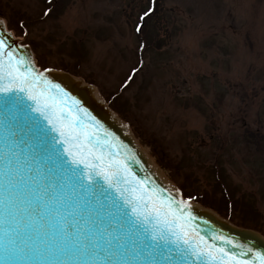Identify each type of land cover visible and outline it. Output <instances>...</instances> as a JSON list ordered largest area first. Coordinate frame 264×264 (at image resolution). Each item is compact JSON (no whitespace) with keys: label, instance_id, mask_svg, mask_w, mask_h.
Here are the masks:
<instances>
[{"label":"rangeland","instance_id":"374dc122","mask_svg":"<svg viewBox=\"0 0 264 264\" xmlns=\"http://www.w3.org/2000/svg\"><path fill=\"white\" fill-rule=\"evenodd\" d=\"M0 16L41 67L96 83L185 194L264 234V0H0Z\"/></svg>","mask_w":264,"mask_h":264},{"label":"snow or ice","instance_id":"6c2138e0","mask_svg":"<svg viewBox=\"0 0 264 264\" xmlns=\"http://www.w3.org/2000/svg\"><path fill=\"white\" fill-rule=\"evenodd\" d=\"M148 14L144 13L145 16ZM25 47L13 39L12 33L0 20V93L4 94L0 97V105L6 111L15 109L12 112L13 123L18 125L23 122L29 132H33L30 139L38 141L39 151L47 161L44 168L48 175L43 176V181L28 175L32 169L27 166L21 169L19 156L13 151L16 141L6 145L3 167H0V189L3 190L0 193V253L3 256L0 264H97L99 252L102 251L99 243L101 237H96L91 249L86 241L82 247L79 246V234L69 242L68 225L59 209L51 212L50 218L44 220L42 225L38 224V217L44 219L38 210H47L59 203L61 198L55 195L57 187L67 188L72 193L77 188H87L91 192L98 185L103 187V183L116 188L125 198V203L131 206L134 216L142 217L145 223L155 216L152 222L159 226V231L154 229L153 239H163V229L176 227L177 221L185 220V215L187 220H191V213L185 212L192 207L191 202L182 198L173 199V193L179 197V189L173 188L166 199L163 195H155V192L165 190L148 187L150 182L137 177L127 159H120L115 153H110L106 158L103 150H97L99 141H93L95 132H88L71 109H68V115H64V109L56 107L55 101L46 98L43 92L34 94L35 82L43 73L34 71L33 59L19 55L20 49ZM20 92L26 93L34 101V107L23 104ZM32 111L44 115L51 129L41 127L37 119L30 116ZM92 119L95 120L94 117ZM53 133H58L62 147H55L57 136ZM49 180L51 182L45 186L44 182ZM121 182L128 186L127 193L121 188ZM86 203L80 201L74 206L81 208ZM49 229L54 235L49 236ZM172 238H183L182 264H189V260L193 264L202 260L206 264H249V261L241 259L243 253L238 255L223 246L208 243L203 237L192 244L194 237L188 236L183 225L172 233ZM106 243L109 248L119 247L121 241L118 240L115 246L111 241ZM111 256L109 253L100 264H134L127 259L113 260ZM261 261L264 264V255H261ZM150 264L156 262L153 260Z\"/></svg>","mask_w":264,"mask_h":264},{"label":"water","instance_id":"95a60500","mask_svg":"<svg viewBox=\"0 0 264 264\" xmlns=\"http://www.w3.org/2000/svg\"><path fill=\"white\" fill-rule=\"evenodd\" d=\"M0 20L3 19L0 18ZM12 37L18 44H21L13 34ZM22 45L27 47L20 49L19 55L35 61L29 45ZM33 69L43 73L35 82L34 94L43 92L46 98L55 101L56 107L64 109V115H68V109H71L88 132H95L93 141H99L96 145L97 150H103L106 158L110 153H115L120 159H127L132 172L137 177L150 182L148 187L153 190H165L155 192L157 196L163 195L166 199L168 193L172 192L173 188H177L163 176L158 166L140 147L128 124L105 105L95 86L61 70H40L36 64ZM3 95L0 93V97ZM19 96L24 105L34 107V101L29 99L26 93L20 92ZM12 112H15V109L6 111L4 106L0 105V167H3L2 158L6 145L15 140L16 145L13 147V151L17 152L19 156L20 168L24 169L25 166L31 168L32 172L28 175L43 181V176L48 175L47 169L44 168L47 161L43 159V153L39 151L38 141L34 138L30 139L34 135L33 132H29L23 122H19L18 125L13 123ZM30 116L35 117L41 127L51 129L52 126L47 124L41 113L32 111ZM93 117L95 120L92 119ZM17 120H19L18 116ZM97 121L99 123H96ZM53 135L57 136L55 147H62L58 133H53ZM37 169L40 171L38 172ZM0 181H2V177H0ZM50 182V180L44 182L45 186ZM127 187L121 182V188L126 193ZM2 191L0 189V193ZM55 195L61 198L59 203L52 205L47 210H38L44 217L43 220L37 218L38 224L42 225L44 220L50 218L51 212L59 209L62 218L68 225L69 242L79 234L81 241L79 246L82 247L86 241L91 249L93 243L96 242V237H101L99 243L102 251L99 252L97 264L106 259L109 253L112 254L113 260L127 259L134 264H150L153 260L156 264H182L181 249L185 247L183 238H172V233L177 232L181 225L188 231V236L194 237L192 244L203 237L208 243L223 246L238 255L243 253L241 259L249 261V264H262L261 255H264V236L262 234L253 229L233 225L214 211L202 207L196 202L184 199L192 204L190 209L185 210L186 214L187 212L191 213V220H187L185 215V220L177 221L176 227L163 229V239H153L154 229L159 231V226L152 222L155 220V216L148 223H145L142 217L134 216L131 206L125 203V198L120 195V192L114 187H108L106 183H103V187L98 185L91 192L87 188L83 190L77 188L76 192L72 193L67 188L57 187ZM69 197H71V202H69ZM177 198H182L181 194L177 197L173 193V199ZM80 201L87 203L84 207H75L74 203ZM52 235L54 233L49 229V236ZM220 237L225 239L221 240ZM118 240L121 241L119 247L109 248L106 243V241H111V244L115 246ZM84 258L87 259V257ZM2 259L3 256L0 253V261ZM189 264H193V262L189 260ZM196 264H206V262L202 260Z\"/></svg>","mask_w":264,"mask_h":264},{"label":"trees","instance_id":"16d2710c","mask_svg":"<svg viewBox=\"0 0 264 264\" xmlns=\"http://www.w3.org/2000/svg\"><path fill=\"white\" fill-rule=\"evenodd\" d=\"M18 25H19V23H18ZM229 196H230V197H232V195H231V193H230V192H229ZM223 198H225V199H226V197H224V196H223ZM231 202H232V201H231ZM232 205H233V204H232ZM224 207H225V208H227V207H226V204H224ZM242 225H245V226H249V227H252V228H256V229H258V227H257V226H256V227H253V226H251V225H249V224H242Z\"/></svg>","mask_w":264,"mask_h":264}]
</instances>
